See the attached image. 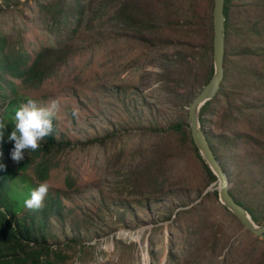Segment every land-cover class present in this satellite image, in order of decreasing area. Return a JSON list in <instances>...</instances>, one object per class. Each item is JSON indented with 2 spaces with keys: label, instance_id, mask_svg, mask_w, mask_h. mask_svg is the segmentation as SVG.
I'll list each match as a JSON object with an SVG mask.
<instances>
[{
  "label": "rangeland",
  "instance_id": "1",
  "mask_svg": "<svg viewBox=\"0 0 264 264\" xmlns=\"http://www.w3.org/2000/svg\"><path fill=\"white\" fill-rule=\"evenodd\" d=\"M213 3L0 0V38L29 66L50 67L37 87L20 77L1 80L0 118L14 130L15 113L29 99L41 107L56 101L57 135L73 142L45 180L51 188L40 210L25 200L44 181L33 167L17 170L13 141L0 143V174H7L0 190L24 201L14 219L33 218L38 237L69 255L61 264H264V238L219 201L218 181L210 182L174 127L188 121V106L211 77L214 62L205 50ZM244 40L229 37L234 78L251 63L237 55ZM225 106L219 99L212 105L204 131L229 166L241 162L245 146L220 149L219 136L248 123L227 128Z\"/></svg>",
  "mask_w": 264,
  "mask_h": 264
},
{
  "label": "trees",
  "instance_id": "2",
  "mask_svg": "<svg viewBox=\"0 0 264 264\" xmlns=\"http://www.w3.org/2000/svg\"><path fill=\"white\" fill-rule=\"evenodd\" d=\"M131 1L133 2V0ZM213 6L214 3L210 6L206 18L209 38L205 50V54L207 56L211 54L212 59ZM225 16L226 50L230 35L235 33L243 37L245 39L244 50H241L237 55L249 58L251 63L238 67V78H234L233 74L229 72V59H226L225 53V75L221 88L217 95L208 100L201 108L200 120L205 130L208 127L212 105L219 99V103L221 100L226 103L223 122L227 128H232L242 121L248 123L246 130L231 129L226 134L219 136L220 149H228V147H233L238 143L244 144L245 150L241 162L229 166H226L222 161L220 162L223 169L228 173L229 179L234 183L230 189L233 197L248 210L256 223L264 224V214L261 211V206L264 204V2L246 0L237 8L234 0H226ZM132 19L133 16H131ZM140 23L145 28L152 29V27H147L149 25L148 20H142ZM247 41L255 44L247 45ZM259 58H261L263 66L254 68L252 64L255 59ZM49 71L50 67L41 68L38 63L29 66L26 59L12 52L5 37L0 38V87L1 80L6 76L23 78L29 84L37 87L49 75ZM213 73L214 64L212 63L210 66L211 77ZM174 127L182 132L184 139H187L194 147L209 174L210 182L218 181L217 176L196 146L191 136L188 121ZM12 131L6 129L1 144L6 145L8 143V136ZM205 134L218 158L216 148L212 144V137L206 131ZM98 140L100 139L94 138L93 142ZM72 145L71 140L58 137L56 120H54L52 133L40 142L38 150L33 152L26 149L24 159L18 162L16 168L18 171H27L33 167L38 178L45 181L49 178L52 169L59 165L58 156ZM6 178V173L0 174L2 184ZM215 194L219 197L218 190L215 191ZM22 202H24L22 199L21 201L20 199H12L8 193L0 190V264H61L62 261L67 260L69 255L62 249L53 248L44 238L38 237L33 218L26 216L14 219L15 208L20 209ZM55 212L59 213L56 209ZM176 214H180V212Z\"/></svg>",
  "mask_w": 264,
  "mask_h": 264
},
{
  "label": "water",
  "instance_id": "3",
  "mask_svg": "<svg viewBox=\"0 0 264 264\" xmlns=\"http://www.w3.org/2000/svg\"><path fill=\"white\" fill-rule=\"evenodd\" d=\"M226 0H214L213 16V62L214 73L210 80L203 86L197 96L188 106V123L191 136L198 147L202 157L218 178L219 201L229 209L240 222L253 234L264 238V224L256 223L248 210L240 204L231 194V182L228 173L223 169L220 160L216 157L203 129L200 120V111L203 105L213 99L225 75L226 53ZM210 187L207 189V191Z\"/></svg>",
  "mask_w": 264,
  "mask_h": 264
},
{
  "label": "clouds",
  "instance_id": "4",
  "mask_svg": "<svg viewBox=\"0 0 264 264\" xmlns=\"http://www.w3.org/2000/svg\"><path fill=\"white\" fill-rule=\"evenodd\" d=\"M59 104L52 101L48 106H38L35 99H29L15 113V127L8 136L10 141H14V148L11 152L12 159L20 162L24 159V151H36L40 148V142L53 131V121L59 119ZM73 115L79 116V109L73 108ZM7 123L0 118V143L4 140ZM3 152L0 151V159ZM6 165L0 163V169ZM51 185L44 181L37 188L31 191L30 197L25 200V206L31 210H40L44 206V201Z\"/></svg>",
  "mask_w": 264,
  "mask_h": 264
}]
</instances>
